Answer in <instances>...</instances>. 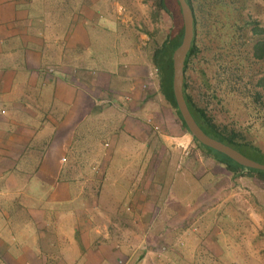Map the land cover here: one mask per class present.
Returning a JSON list of instances; mask_svg holds the SVG:
<instances>
[{
	"label": "crops",
	"instance_id": "0c3cea01",
	"mask_svg": "<svg viewBox=\"0 0 264 264\" xmlns=\"http://www.w3.org/2000/svg\"><path fill=\"white\" fill-rule=\"evenodd\" d=\"M122 10L0 0V264H264L263 192L216 169L208 190L156 180V155L102 106L151 74L122 43L114 58L91 53V32L111 35Z\"/></svg>",
	"mask_w": 264,
	"mask_h": 264
},
{
	"label": "rangeland",
	"instance_id": "374dc122",
	"mask_svg": "<svg viewBox=\"0 0 264 264\" xmlns=\"http://www.w3.org/2000/svg\"><path fill=\"white\" fill-rule=\"evenodd\" d=\"M118 1L122 4L123 10L117 14L119 18L112 22L114 31L111 35H103L100 29H94L91 32V53L103 59L114 58L122 43L126 47V51L123 52H126L125 56L129 58V62L140 64L148 62L152 47L154 48L156 44L154 41H162L170 26V18L157 7L155 0ZM230 9V19L223 22L229 24L233 21L241 27L224 30L218 28L222 35L227 33L228 36L232 35L223 42H220L217 36L208 39L204 31L199 29L197 40L201 50L195 64L187 72V80L191 93L200 104H206L205 99L208 96L206 85L209 81L217 86L215 91L217 97L207 102L208 109L216 121L242 131L249 140L264 150V109H260L252 100L253 87H256L254 82L258 77L264 76V63L248 64L246 59L243 68L235 66L231 73L220 67L227 63L219 64L213 58L214 50L226 51L227 60L229 55H233L232 59H235L241 56V53L251 50L252 41L256 40L257 36L252 32V24H244L245 21H256L259 27L264 28V1L238 0ZM148 63L151 74L144 84L141 83L137 97L128 95L122 97L116 94L113 100L117 103L102 102V106L110 108L108 114L118 119L119 124L124 125L127 135L136 139L138 144L145 140L144 156L156 155L157 165L154 173L156 180L162 183L171 181V184L174 181L187 182L192 189L197 187L201 189L202 183H199L197 177L203 172L210 173L217 166L212 159L203 156L190 134L183 129L176 112L159 90L155 67ZM232 63L233 61H230V68L233 66ZM262 97L264 99V94ZM115 108L117 112L119 109L122 115L115 114ZM237 180L236 186L252 189L256 199H260V192L264 193V183L261 186L253 179ZM196 221L195 217L189 218L190 227L195 226ZM159 262L162 264V259Z\"/></svg>",
	"mask_w": 264,
	"mask_h": 264
},
{
	"label": "trees",
	"instance_id": "16d2710c",
	"mask_svg": "<svg viewBox=\"0 0 264 264\" xmlns=\"http://www.w3.org/2000/svg\"><path fill=\"white\" fill-rule=\"evenodd\" d=\"M193 12V24H194V36L191 44V48L185 58L184 61V81H183V95L186 100L187 106L199 124V126L203 129V131L209 136L216 138L235 149L239 150L249 158L256 160L258 162L264 163V150L261 149L258 145L253 143L251 140L247 138V136L239 130H235L233 128H229L226 124H221L216 121L214 115L210 112L207 106L208 100H211L213 97H217L215 93L217 86H214L213 83L209 81L207 87V98L205 99L206 104H200L194 98L193 94L190 91V84L187 80V72L192 66L195 64V59L197 55L200 53V46L198 44V34L199 29H202L205 33V36L208 39H213L214 36L219 38L220 42L225 41L227 38H231L232 35L229 34L222 35L218 28L230 29L235 27L239 29L241 26L239 24H235L233 21L231 23L226 24L223 20L230 19L231 9L238 0H186ZM264 1V0H263ZM157 7L163 11L170 18V26L165 33V36L162 38L161 42H156L154 48L152 47L151 57H148V61L155 67L156 75L158 77L159 82V90L166 101L170 104V106L176 112L178 119L183 127V129L189 133L185 122L183 121L180 112L176 106L174 94L172 91V65H171V56L174 48L179 44L183 35V22L181 16L180 5L178 0H155ZM230 6V7H229ZM252 24V32L257 36V39L252 41L251 50H248L246 53H241V56L232 59L233 55H229V59L227 60L226 51L222 50H214V60L215 62L222 64L227 63L224 66H220L224 69L225 72L231 71L235 66L239 69L246 64L245 60L247 59V63L250 62H260L264 63V28L259 27L256 21H245L244 25ZM217 34V35H215ZM234 35V33H233ZM251 54V57L249 55ZM230 61H233L232 68H230ZM235 61V62H234ZM229 63V64H228ZM216 69V68H215ZM242 71V69H241ZM248 74V72H247ZM253 87V97L252 100L256 106L260 109H264V76H260L257 78L256 82H254ZM216 99V98H215ZM195 142L196 146L200 149L203 156L209 159H212L217 166L216 171H224L226 174L230 175V180L232 184H238L237 179H253L254 181H262L264 183V170L249 168L246 166H242L232 160L227 155L218 152L210 147H207L201 144L195 138H192ZM211 173L203 172L200 174L201 176L197 177L199 183H202V188L204 190L210 189V186L217 185V180H213L208 178ZM227 178L225 181L227 182ZM228 183V182H227ZM206 184V185H205ZM233 184V185H234ZM224 185V183H223ZM230 185V184H228ZM201 188V189H202ZM194 196V195H193ZM210 198L206 199L204 202V206L209 207L211 205ZM189 203H195V198H192ZM191 208H189L190 210ZM195 209V208H193ZM200 234V233H199ZM198 234V235H199ZM162 247H166L165 244L159 246L158 251L166 252V249L162 250ZM173 253H181V249H177L176 252ZM172 252L170 253V255ZM209 259L207 261L211 263L213 258L211 256V252H203ZM173 256V254H172ZM174 257V256H173ZM211 260V261H210ZM176 262L178 264H190L184 258L183 254L181 256H177ZM139 264V263H134ZM191 264H195V262H191Z\"/></svg>",
	"mask_w": 264,
	"mask_h": 264
},
{
	"label": "water",
	"instance_id": "95a60500",
	"mask_svg": "<svg viewBox=\"0 0 264 264\" xmlns=\"http://www.w3.org/2000/svg\"><path fill=\"white\" fill-rule=\"evenodd\" d=\"M183 22V35L171 56L172 91L176 106L185 122L191 138L201 144L221 152L242 166L264 170V163L253 160L234 147L206 134L192 116L183 95L184 61L191 48L194 36L193 12L186 0H178Z\"/></svg>",
	"mask_w": 264,
	"mask_h": 264
},
{
	"label": "built area",
	"instance_id": "2783aa9c",
	"mask_svg": "<svg viewBox=\"0 0 264 264\" xmlns=\"http://www.w3.org/2000/svg\"><path fill=\"white\" fill-rule=\"evenodd\" d=\"M0 112H3V110H0ZM165 248L164 247H162V250H164Z\"/></svg>",
	"mask_w": 264,
	"mask_h": 264
}]
</instances>
